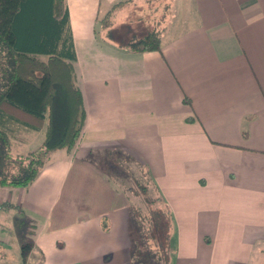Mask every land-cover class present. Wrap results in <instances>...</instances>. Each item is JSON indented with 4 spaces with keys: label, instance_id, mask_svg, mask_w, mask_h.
<instances>
[{
    "label": "crops",
    "instance_id": "1",
    "mask_svg": "<svg viewBox=\"0 0 264 264\" xmlns=\"http://www.w3.org/2000/svg\"><path fill=\"white\" fill-rule=\"evenodd\" d=\"M120 1L65 0L85 124L32 183L0 186V240H28L23 264H133L139 196L106 169L118 154L170 213L169 264H264V0H154L170 16L142 52L113 18L152 0ZM9 124L15 153L40 147L45 129Z\"/></svg>",
    "mask_w": 264,
    "mask_h": 264
},
{
    "label": "trees",
    "instance_id": "2",
    "mask_svg": "<svg viewBox=\"0 0 264 264\" xmlns=\"http://www.w3.org/2000/svg\"><path fill=\"white\" fill-rule=\"evenodd\" d=\"M128 1L116 3L113 9ZM111 16L112 12L104 18L103 26L111 24ZM125 47L135 52L160 50L161 32L153 29L134 36ZM39 56H46L47 60ZM75 59L65 0H0V186L29 185L53 151L61 148L71 151L77 145L87 113L76 81ZM10 121L13 126L28 130L45 129L40 147L14 153ZM124 162L130 164L127 159ZM128 168L125 167V173ZM144 175V172L137 173L133 178L137 188H127L140 196L149 209L148 215L141 207H133L140 225L139 233L144 234L143 239L135 240L134 261L153 264L157 255L160 264H168L170 213L161 196L148 193L149 180ZM145 221L146 227L143 226ZM147 236L155 248L146 241ZM29 247V243L23 244L22 254Z\"/></svg>",
    "mask_w": 264,
    "mask_h": 264
},
{
    "label": "rangeland",
    "instance_id": "3",
    "mask_svg": "<svg viewBox=\"0 0 264 264\" xmlns=\"http://www.w3.org/2000/svg\"><path fill=\"white\" fill-rule=\"evenodd\" d=\"M155 1L152 0L151 2H145L144 4H143V2H141V4H143L142 6H133L130 10V13H129L130 17L127 19V21H125L126 18L121 13H118V14L116 13V15L113 18V22L120 25L121 22L124 21L123 24L125 25V27L118 28L117 25L114 26L113 29L115 30L116 34H112L113 38L124 39V38H126L127 35H130L133 33L145 34L147 31L153 30V29L154 30H161L162 26L165 25L166 20L168 19V15L170 16V12L165 11V12H167L165 19L163 20V22L158 23L159 20L161 21V19H159L160 18L159 14H160V11L164 5L163 6H162V4L156 5ZM168 24L169 23H167L166 25H168ZM105 31L107 32V30H105ZM39 58L42 60H47L46 56H39ZM32 137L34 138L35 135H32ZM15 144H17V143H15ZM22 148H23V146L20 148H17V149L22 150ZM114 158H112L113 159L112 161H114L113 164H111V163L108 164L106 166V169L110 173L115 175V177L120 176L119 181L123 180L124 183L126 184V188H128L129 186H134L135 188H137V186H136L137 184H136L135 180H133V178L137 174V171L132 166V163L127 164L126 162H124V161H126V159H124V156H122V155L120 156V155L116 154V155H114ZM126 166L130 167L127 170L128 173H125V167ZM133 169H134V171H133ZM131 174H133V176ZM148 193L152 196H155L154 195L155 192L151 188L149 189ZM135 200H138V203L135 202L136 203L135 205L138 207H141L140 209L143 210L144 214L146 212L148 214L149 209H148V206L145 205L146 204V203H144L145 201L143 202L140 196H139V198L137 197V199L135 198ZM134 218H135V220L137 219L136 215L134 216ZM143 226L144 227L147 226L146 221H145V224H143ZM11 227H13V226L11 225ZM139 228H140V225L138 224V222L136 220L134 225H132V232L135 236V239H140V238L143 239L144 238V236H143V238L141 236V235H144L143 233L140 235ZM23 231H24V229H22V232ZM13 232H14L13 236H15V228L13 229L12 233ZM145 236H146V233H145ZM146 238H147L146 241L150 242L151 246L153 248H155L153 241L148 236ZM18 239L19 238L15 236L14 238H12L10 243L9 242L4 243L3 241H1V244H0V264H23L24 262H26L27 260L30 259L28 249L22 254V250H23L22 246H23V244L27 243L28 240L26 238H22L23 244L19 245L17 242ZM20 247H21V249H20ZM23 255H24L25 260L23 258ZM156 257H157V255L154 256V260L152 263L153 264H160L159 259L156 260ZM31 262H35V261H33L31 259ZM169 263H170V261H169ZM133 264H140V263H139V261H133Z\"/></svg>",
    "mask_w": 264,
    "mask_h": 264
}]
</instances>
